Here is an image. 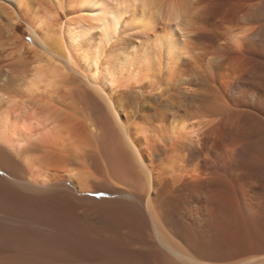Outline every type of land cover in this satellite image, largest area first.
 Listing matches in <instances>:
<instances>
[{"label":"bare ground","instance_id":"bare-ground-1","mask_svg":"<svg viewBox=\"0 0 264 264\" xmlns=\"http://www.w3.org/2000/svg\"><path fill=\"white\" fill-rule=\"evenodd\" d=\"M0 264H264V0H0Z\"/></svg>","mask_w":264,"mask_h":264}]
</instances>
